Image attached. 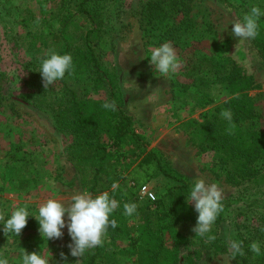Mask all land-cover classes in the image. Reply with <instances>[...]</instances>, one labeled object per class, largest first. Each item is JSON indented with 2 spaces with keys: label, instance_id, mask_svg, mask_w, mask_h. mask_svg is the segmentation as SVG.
<instances>
[{
  "label": "rangeland",
  "instance_id": "rangeland-1",
  "mask_svg": "<svg viewBox=\"0 0 264 264\" xmlns=\"http://www.w3.org/2000/svg\"><path fill=\"white\" fill-rule=\"evenodd\" d=\"M77 1L0 0V216L23 205L34 211L50 198L68 203L72 195L85 191L75 167L81 165L88 173L89 165L77 159L74 136L32 104L37 92L40 99L43 89L47 94L59 87L57 81L45 88L38 72L40 61L55 51L73 57V71L64 80L79 100L109 103V88L118 87L122 111L132 119L142 151H154L165 170L188 185L200 178L218 183L223 190L224 211L212 234L227 252L221 253L211 242L196 237L192 231L195 220L178 228L184 241L178 237L168 244V249H178L168 257L172 264H185L186 258L192 264H264V255L256 257L248 251L252 242L264 247V160L253 163L258 175L229 180L219 165V151L209 144L207 128L201 125L216 117L214 125L222 127L224 105L246 96L251 99V109L261 116L235 121L231 145L238 142L248 149L253 144L249 140L252 133L264 135V55L257 47V38H264V18L260 34L239 43L231 23L240 18L233 9L218 0H195L189 13L193 29L188 39L172 46L180 66L176 73L162 77L149 62L151 51L161 45V35H145L142 25V10L150 0H120L101 11L92 39L99 70L106 73L108 81V86H97L91 80L89 64L75 56L84 50V35L90 29L86 17L77 13ZM259 4L260 0H249L245 9ZM231 68L243 83L235 90L216 74ZM238 87L243 90L235 92ZM238 132L244 134L241 139ZM102 140L106 141L105 136ZM141 149L127 139L119 150L126 156L121 154L123 158L115 160L116 173L127 175L138 163L130 160L128 153ZM146 185L158 199L180 183L157 176ZM137 201L141 207L149 204L140 195ZM187 205L195 211L194 203ZM38 228L35 218L29 217L18 237L8 239L0 230V251L9 255L12 264L18 259L19 248L28 253L50 252L49 264H76L77 260L83 264L84 257L69 254L66 227L61 238L47 242ZM228 238L243 242V256L227 259ZM194 252L200 256L194 258ZM135 260L133 255L118 258L120 264Z\"/></svg>",
  "mask_w": 264,
  "mask_h": 264
},
{
  "label": "trees",
  "instance_id": "trees-1",
  "mask_svg": "<svg viewBox=\"0 0 264 264\" xmlns=\"http://www.w3.org/2000/svg\"><path fill=\"white\" fill-rule=\"evenodd\" d=\"M119 1H77V13L86 17L90 29L84 35V50L75 56L86 61V65L89 64L93 75L91 80H94L96 85L98 83L97 86H108V81L106 73L99 70L98 60L92 48V39L97 34V21L101 20V11L114 7ZM218 1L224 7L233 9L239 18L247 12L245 4L249 0ZM194 2L195 0H150L142 10L141 18L145 35L160 33L158 41L161 44L166 42L178 47L188 39L193 29L189 13ZM257 47L264 55L263 37L257 38ZM216 74H219L221 81L233 90L239 83L243 84L241 77L233 68L220 73L217 71ZM64 79L59 81L56 91L47 92L51 96L49 100L45 99L48 95L43 89L40 91V99L37 92V98H33L32 104L47 112L55 123L61 125L60 129L69 131L74 136V147L79 149L77 159L81 164L89 165L88 173L81 165L75 167L85 191L96 195L104 189L109 191L114 181L120 185L119 190L114 194V198L120 202V207L110 217L117 221V227L108 230L101 246L85 254L83 264H120L118 258L127 255L136 257V260L129 264H172L168 257L171 251L175 253L178 249L175 246L168 249V244L175 242L178 237L184 241L178 228L183 224L192 223L198 215L185 202L184 195L189 185L178 177L170 175L165 170L161 158L154 151H142L141 139L133 129L132 119L122 111V99L118 87L109 88V98L111 97L109 103L114 104L115 107L106 109L105 103L79 100ZM238 88L235 92L243 90L242 87ZM250 106V98L238 97L224 105L223 111L227 110L231 113V121L222 116L223 126L219 128L214 125L216 117H210L201 124L207 128L209 144L219 151V165L225 169L231 181H243L248 176L251 178L255 174L258 175L259 171L254 170L253 163L264 160V144H260V141L264 143V135L259 131L251 134L249 140L253 144L248 149L242 148L238 142L231 145V136L234 135L232 127L235 121L239 122L253 115L261 116ZM243 135L238 132L240 139ZM104 136L106 141L102 140ZM127 139L141 149V152L133 151L127 154L130 160H138V163L128 171L127 175L117 174L116 158L126 156L119 150ZM157 176H163L180 185L168 189L163 197L158 199L155 197L153 201L144 198L149 204L141 207L137 201L141 187L149 184ZM110 195L113 194L110 192ZM127 202H135L138 205L136 214L132 217L123 215V204ZM210 246L220 250L221 253L227 252L225 247H219L216 240L211 242ZM193 256L197 258L200 253L194 252ZM186 263L192 264L189 258H186Z\"/></svg>",
  "mask_w": 264,
  "mask_h": 264
},
{
  "label": "clouds",
  "instance_id": "clouds-1",
  "mask_svg": "<svg viewBox=\"0 0 264 264\" xmlns=\"http://www.w3.org/2000/svg\"><path fill=\"white\" fill-rule=\"evenodd\" d=\"M264 18V0L259 5H253L243 13L241 18L231 23L232 33L239 38V43L254 40L260 34V21ZM150 65L154 67L155 73L162 77L176 73L180 64L175 49L169 43H163L151 51L149 57ZM73 71V57L70 54H59L55 51L40 61L38 72L41 75L45 88L61 81L66 74L71 75ZM106 109L115 107L112 103H105ZM221 115L231 121V113L227 110ZM118 182H113L109 191H103L96 195L83 191L71 196L70 202L64 203L58 199H47L34 211L27 205L15 207L4 216H0V230L8 237H18L26 227L29 217H34L38 222L39 234L47 242L59 239L63 236L66 227L70 237L67 245L69 254L74 258H83L85 254L101 246L110 228L117 227V221L110 219L114 212L120 207V202L114 198L119 190ZM110 192L113 195H110ZM185 202L194 203L195 212L198 214L196 224L192 231L196 237L213 242L217 237L212 234L213 226L218 217L224 211V192L218 183H206L204 179H192L187 188ZM137 203L127 202L123 204V215L132 217L136 214ZM66 217V218H65ZM227 247L230 255L227 259L236 258L245 254L243 242L228 238ZM47 245V243H46ZM254 256L264 255V247L259 242H252L248 246ZM16 255L18 259L15 264H49L52 259L51 253L47 255L40 253H28L19 248ZM61 257L67 262V256L61 253ZM0 264H12L9 255L0 251ZM76 264H80L77 260Z\"/></svg>",
  "mask_w": 264,
  "mask_h": 264
},
{
  "label": "built area",
  "instance_id": "built-area-1",
  "mask_svg": "<svg viewBox=\"0 0 264 264\" xmlns=\"http://www.w3.org/2000/svg\"><path fill=\"white\" fill-rule=\"evenodd\" d=\"M139 195L142 198H147V199L152 200V201L155 199L154 194H152V192H150L149 187L147 185L141 187Z\"/></svg>",
  "mask_w": 264,
  "mask_h": 264
}]
</instances>
